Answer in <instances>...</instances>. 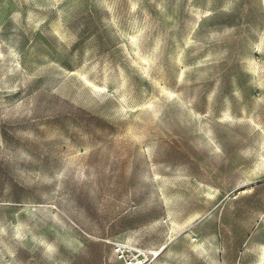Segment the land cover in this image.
I'll use <instances>...</instances> for the list:
<instances>
[{
	"label": "rangeland",
	"instance_id": "rangeland-1",
	"mask_svg": "<svg viewBox=\"0 0 264 264\" xmlns=\"http://www.w3.org/2000/svg\"><path fill=\"white\" fill-rule=\"evenodd\" d=\"M130 258L264 264V0H0V264Z\"/></svg>",
	"mask_w": 264,
	"mask_h": 264
},
{
	"label": "built area",
	"instance_id": "built-area-1",
	"mask_svg": "<svg viewBox=\"0 0 264 264\" xmlns=\"http://www.w3.org/2000/svg\"><path fill=\"white\" fill-rule=\"evenodd\" d=\"M116 252L119 254H123V247L117 246ZM125 264H146V260L140 258H130L125 261Z\"/></svg>",
	"mask_w": 264,
	"mask_h": 264
}]
</instances>
